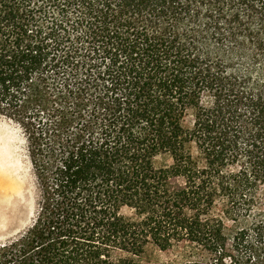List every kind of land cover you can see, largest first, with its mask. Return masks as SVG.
I'll list each match as a JSON object with an SVG mask.
<instances>
[{
  "label": "trees",
  "instance_id": "1",
  "mask_svg": "<svg viewBox=\"0 0 264 264\" xmlns=\"http://www.w3.org/2000/svg\"><path fill=\"white\" fill-rule=\"evenodd\" d=\"M0 117L37 189L0 264H264V0H0Z\"/></svg>",
  "mask_w": 264,
  "mask_h": 264
},
{
  "label": "rangeland",
  "instance_id": "2",
  "mask_svg": "<svg viewBox=\"0 0 264 264\" xmlns=\"http://www.w3.org/2000/svg\"><path fill=\"white\" fill-rule=\"evenodd\" d=\"M0 243L16 237L28 229L36 211V179L28 151L27 138L23 129L15 122L0 117ZM158 167L172 164L168 155H159ZM232 229L233 225L228 224ZM231 232L226 238L228 255L224 264H235L234 261L247 260L245 251L232 247ZM204 257V258H202ZM213 258L205 255L195 260ZM177 257L171 252L155 251L149 256L152 264H174Z\"/></svg>",
  "mask_w": 264,
  "mask_h": 264
},
{
  "label": "bare ground",
  "instance_id": "3",
  "mask_svg": "<svg viewBox=\"0 0 264 264\" xmlns=\"http://www.w3.org/2000/svg\"><path fill=\"white\" fill-rule=\"evenodd\" d=\"M1 153V152H0Z\"/></svg>",
  "mask_w": 264,
  "mask_h": 264
}]
</instances>
